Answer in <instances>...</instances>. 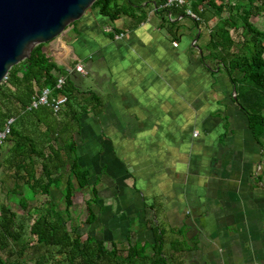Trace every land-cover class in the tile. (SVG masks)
Wrapping results in <instances>:
<instances>
[{
	"label": "crops",
	"instance_id": "0c3cea01",
	"mask_svg": "<svg viewBox=\"0 0 264 264\" xmlns=\"http://www.w3.org/2000/svg\"><path fill=\"white\" fill-rule=\"evenodd\" d=\"M153 8L140 24L94 9L50 48L60 46L55 60L76 88L101 99L96 108L89 97L81 101L88 109L73 129L79 160L99 177L110 206L99 232L124 231L145 197L168 231L185 226L182 264H264V146L232 102L230 81L202 60L214 23L175 15L171 29ZM68 110L58 119L69 120ZM44 129L39 124L38 134ZM106 218L112 225L103 227ZM139 230L152 238L143 223Z\"/></svg>",
	"mask_w": 264,
	"mask_h": 264
},
{
	"label": "trees",
	"instance_id": "16d2710c",
	"mask_svg": "<svg viewBox=\"0 0 264 264\" xmlns=\"http://www.w3.org/2000/svg\"><path fill=\"white\" fill-rule=\"evenodd\" d=\"M165 1L154 0L153 8L150 0H95L89 9H96L109 21L128 15L140 24L147 21L149 9L153 8L171 29V16L190 17L185 13L187 7L197 15L198 19L190 17L197 26L217 16L209 28L208 41L200 47L202 60L230 81L235 89L232 102L246 114L255 141L263 147L264 29L256 27L250 18L264 11V0H187L184 5L169 7L164 6ZM206 6L213 8L216 16ZM222 12L228 15L222 18ZM176 35L173 30V37ZM113 36L110 34L112 39ZM43 44L36 45L27 60L12 66L0 83V129L8 117H15L0 146V179L11 181V191L18 196L22 209L19 213L0 201V264H27L25 254L30 240L35 244L33 264H182L180 255L188 249L185 226L168 231L158 219L157 206L148 205L145 197L142 212L124 231L114 233V227H110L99 232L100 218L110 206L103 204L97 186L99 177L79 160L80 135H73V129L75 125V132L79 130L80 116L88 109L81 101L89 97L96 108L101 99L92 90L76 88L68 72L55 60L60 46L46 52ZM72 65L76 66V61ZM59 76L65 77L62 89L55 87ZM43 87L51 88L52 96H67L62 108L55 112L50 105H42L23 111ZM67 108L69 120L58 119ZM39 124L45 129L38 134ZM36 162L41 165L39 176ZM25 187L23 194L20 191ZM76 188L87 189L89 194L85 200L86 218L69 228ZM37 194L49 199L30 204ZM147 209L152 211L151 216H147ZM142 223L151 229L152 238L139 230ZM103 224L112 225L107 218ZM133 224L137 227L134 232ZM26 235L29 241L23 239ZM106 241L112 245V254L105 247ZM118 244H125L122 257L117 254Z\"/></svg>",
	"mask_w": 264,
	"mask_h": 264
},
{
	"label": "water",
	"instance_id": "95a60500",
	"mask_svg": "<svg viewBox=\"0 0 264 264\" xmlns=\"http://www.w3.org/2000/svg\"><path fill=\"white\" fill-rule=\"evenodd\" d=\"M94 1L0 0V83L36 45L51 41L80 20Z\"/></svg>",
	"mask_w": 264,
	"mask_h": 264
},
{
	"label": "rangeland",
	"instance_id": "374dc122",
	"mask_svg": "<svg viewBox=\"0 0 264 264\" xmlns=\"http://www.w3.org/2000/svg\"><path fill=\"white\" fill-rule=\"evenodd\" d=\"M92 11L93 10H90L88 8L85 11L84 15L91 13ZM227 15H228L227 13H223V14L220 13V17H226ZM216 19H217V17H213L211 19L212 23H214L216 21ZM250 19L256 27H258L259 29H264V11H262L260 14L253 15ZM188 20L191 21L190 19H188ZM190 23H192V22H190ZM234 36L236 37L237 34L236 35L234 34ZM60 38H62L63 40L68 39L66 31L59 36V39ZM56 39H57V37L52 39L51 41H48L47 43H45L43 45V49L46 52H49L50 48L55 44ZM81 73H83V72H81ZM35 170H36V174L39 176L41 173V165L39 162H36ZM0 177H1V175H0ZM11 190H12L11 181L7 180V181L2 182L0 179V201L5 202L13 210L20 213V212H22V209L18 203V196L16 194L14 195ZM20 192L25 194L26 187L23 188V190H21ZM88 197H89V194L87 192V189H85V190H79L77 188L75 189V191H74V205L71 208L72 209V212H71L72 213V220L69 223V228L76 226V225H79V223L82 222L86 218L85 200ZM44 199L45 200L49 199V197L47 195H41V194H37L36 196L34 195V197L31 198L30 204H36L38 202H41ZM23 239H26L27 241H29V238L27 235ZM32 244L35 245L34 241L30 240L28 242V247L26 248L25 260L27 261V264H33V260L36 256V254L34 253V248H33ZM107 245H108L107 249H108L109 253L112 254L113 253L112 247L108 244V242H107ZM124 248H125V244H118V253L117 254L119 255V257H122L125 255Z\"/></svg>",
	"mask_w": 264,
	"mask_h": 264
},
{
	"label": "built area",
	"instance_id": "2783aa9c",
	"mask_svg": "<svg viewBox=\"0 0 264 264\" xmlns=\"http://www.w3.org/2000/svg\"><path fill=\"white\" fill-rule=\"evenodd\" d=\"M186 2L187 0H166L164 6L166 7L172 5L181 6L184 5ZM185 13L192 18L198 19L197 15L194 12H192V10L189 7L185 9ZM121 36L122 33L117 35V37H121ZM75 69L79 72L85 73L83 66L80 64H76ZM64 82H65V77L59 76L57 78L55 87L57 89H62ZM51 94H52L51 88L43 87L38 94H36L31 98L30 102L25 106L23 111H31L32 109H35L42 105H50L53 111L55 112L59 111L62 108V106L66 103L67 96L65 94L52 96ZM14 120L15 117L10 116L3 123V126L0 129V146L3 144L5 137L10 133L11 125L13 124Z\"/></svg>",
	"mask_w": 264,
	"mask_h": 264
},
{
	"label": "bare ground",
	"instance_id": "6f19581e",
	"mask_svg": "<svg viewBox=\"0 0 264 264\" xmlns=\"http://www.w3.org/2000/svg\"><path fill=\"white\" fill-rule=\"evenodd\" d=\"M169 7V6H168ZM111 33V32H110ZM6 138V137H5ZM188 213V212H187Z\"/></svg>",
	"mask_w": 264,
	"mask_h": 264
}]
</instances>
